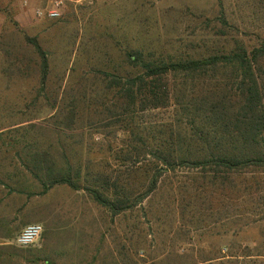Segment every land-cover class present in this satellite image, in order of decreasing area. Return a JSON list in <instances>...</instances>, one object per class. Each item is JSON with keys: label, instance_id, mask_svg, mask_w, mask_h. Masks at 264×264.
<instances>
[{"label": "trees", "instance_id": "trees-1", "mask_svg": "<svg viewBox=\"0 0 264 264\" xmlns=\"http://www.w3.org/2000/svg\"><path fill=\"white\" fill-rule=\"evenodd\" d=\"M220 22L212 44L199 41L190 51L162 48L140 33L117 41L116 58L93 64L86 85L55 96L45 125L7 131L9 142L0 133V145L14 151L11 161L22 169L18 174L29 175L39 194L66 186L111 217L122 216L115 242L124 264H145L143 255L150 264H264V240L249 247L235 238L264 222V214L230 217L239 204L264 205V37L229 44L237 30ZM29 43L40 58V95L49 62L35 39ZM156 110L170 112L149 119ZM92 125L123 132L121 147L94 160L83 138ZM138 211L148 230L133 215ZM152 230L159 238L154 255L142 247ZM258 230L264 239V225ZM226 236L231 241L217 244Z\"/></svg>", "mask_w": 264, "mask_h": 264}, {"label": "rangeland", "instance_id": "rangeland-1", "mask_svg": "<svg viewBox=\"0 0 264 264\" xmlns=\"http://www.w3.org/2000/svg\"><path fill=\"white\" fill-rule=\"evenodd\" d=\"M57 1L61 2L58 18L36 15L37 10L51 8ZM220 18L237 30L230 31L229 44L239 39L252 45L264 37V0H0V133H6L2 137L9 142L11 136L7 131L28 127L30 122L45 125L43 119L50 113L49 105L55 96L60 99L63 89L69 92L81 82L89 81L93 64L116 58L117 41L124 44L140 33L146 42L162 48L190 51L203 45L199 41L207 45L213 43L216 38L212 35L221 27ZM29 39L40 44L49 62L45 89L40 95V58ZM169 112L156 110L147 116L161 120L168 117ZM115 129L96 125L83 129L84 141L91 143L94 160L107 158L108 148L115 153L121 147L124 133L116 130L114 135L112 131ZM7 149L5 144L0 145V153L13 157L14 151L5 152ZM108 161L112 170L117 168L112 158ZM184 172L178 173L180 180L185 177ZM46 199L62 202L61 207L53 205L50 208L54 214L49 217L50 222L61 223L63 219L65 224L87 225L88 231L84 233L86 245L99 250L88 264H124L117 256L115 242L122 234V216L111 217L86 193L74 192L66 186L53 187ZM258 207L239 204L231 209L230 217L237 220L246 212L263 215L264 205ZM142 214L143 211L133 213L139 216L142 228L148 230L150 224L144 223L146 219L141 218ZM127 217V225L132 224L133 218ZM258 225L262 226L264 222L237 235L236 240L249 247L263 241ZM19 233L17 230L12 238L0 241L9 243V246L0 247L22 249L14 245ZM231 239L223 237L217 244L225 245ZM158 245L159 238L153 231L147 235L142 247L154 255ZM129 251L128 263L134 255ZM143 258L147 261L145 264L151 263L148 255Z\"/></svg>", "mask_w": 264, "mask_h": 264}, {"label": "crops", "instance_id": "crops-1", "mask_svg": "<svg viewBox=\"0 0 264 264\" xmlns=\"http://www.w3.org/2000/svg\"><path fill=\"white\" fill-rule=\"evenodd\" d=\"M8 160V161H7ZM0 153V241H7L15 231L19 232L29 224L42 225L43 232L38 245L15 253L0 249L4 264H88L99 250L88 248L84 233L86 224L50 222L53 205L61 207L62 202L46 199L29 175H20L19 163ZM11 161V162H9ZM6 162V163H5ZM95 231V224L93 225ZM18 235V234H17ZM9 243H0L7 246ZM87 257H89L87 259ZM88 262V263H87Z\"/></svg>", "mask_w": 264, "mask_h": 264}, {"label": "built area", "instance_id": "built-area-1", "mask_svg": "<svg viewBox=\"0 0 264 264\" xmlns=\"http://www.w3.org/2000/svg\"><path fill=\"white\" fill-rule=\"evenodd\" d=\"M61 2H55L54 6L43 11L37 10L38 17L43 16L47 19H56L59 17V5ZM43 228L40 224H29L25 226L14 239V245L18 248L26 249L36 246L38 243Z\"/></svg>", "mask_w": 264, "mask_h": 264}]
</instances>
